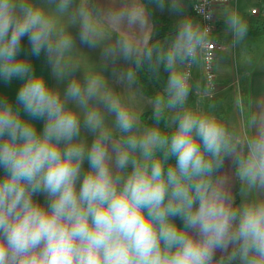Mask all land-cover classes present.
Here are the masks:
<instances>
[{
	"label": "clouds",
	"instance_id": "1",
	"mask_svg": "<svg viewBox=\"0 0 264 264\" xmlns=\"http://www.w3.org/2000/svg\"><path fill=\"white\" fill-rule=\"evenodd\" d=\"M210 2L193 0L197 19L184 0H0V81H21L15 102L0 96V264H264V105L238 99V128L189 103L190 69L213 47ZM153 5L178 17L163 47ZM73 26L125 89L167 73L151 123L82 63ZM224 26L246 40L238 11Z\"/></svg>",
	"mask_w": 264,
	"mask_h": 264
},
{
	"label": "crops",
	"instance_id": "2",
	"mask_svg": "<svg viewBox=\"0 0 264 264\" xmlns=\"http://www.w3.org/2000/svg\"><path fill=\"white\" fill-rule=\"evenodd\" d=\"M185 5L187 7L186 12L191 13L190 5L189 3L184 0ZM262 2V1H261ZM264 2V1H263ZM99 3L102 5H107L108 0H99ZM244 7L243 2L241 0H237L236 3H233L231 5L227 6H221L219 7L217 11V18L219 20V29L216 33V37L219 41V43L222 45V50L220 53L229 50L233 54H235V51H237V45L233 46L232 44V35L229 31L226 30L224 26V14L226 10H236L240 14H242L239 10ZM253 9H257L256 14L250 13L251 18L256 19H264V15H262V18L259 17L258 8L256 5L251 6V11ZM250 10L248 11V13ZM243 15V14H242ZM244 16V15H243ZM151 19V18H150ZM152 22V20H151ZM70 31L73 33L74 36H77V50L79 55L81 56L82 63L84 65L92 66L97 69H101L104 71V74L108 77L109 82L112 84L114 88H119L125 95H135L137 92H142L140 86L135 85L133 86V89L131 91L124 88L123 85L116 84L113 81L112 78V66L107 67L102 65L101 61V49H90L85 45H81L78 40V33H79V27L73 26L70 28ZM260 33H254L253 30L248 33L247 38L252 37V39L246 40L251 43L248 45L250 50H253L255 42V38L258 36H262L264 34ZM23 47L24 52L22 55H28L29 59L33 63L35 70L38 73H43L46 77V79L49 81L50 84H52L54 87L57 86V82L55 77L52 74V70L50 65L47 63L46 56L42 53L40 57H33L29 53V45L27 38L23 41ZM261 60L256 65H252L251 67H248L244 73L240 76L239 80L235 81V78L233 76L231 77V74L229 72V69H223L220 63L218 64L219 54L217 55L216 60V72H217V85L219 88V91L217 95L212 97L210 99V95L206 93L205 89L202 88V85H200V81L204 82L203 73H202V66L201 63L198 62L197 68L195 69V72L193 73V90L189 97V103L193 106H200L205 109L213 108L217 115H220L224 117L229 123L235 124L238 128L242 127L243 125V119L241 116V113L236 108V101L240 98H244L246 106L250 105V111L252 113H258L260 111V107L264 105V48L259 53ZM223 59V57H222ZM220 62V60H219ZM197 65V64H196ZM115 67H126V65L123 64V62H119ZM82 70L81 72H78L77 75L82 76ZM21 81L14 79L11 83L5 84L3 81H0V96H7L10 100L15 102V97L18 91V88L20 86ZM66 81L64 84L59 85L61 90L66 87ZM201 86V87H200ZM202 88V89H201ZM143 93V92H142ZM141 94V93H140ZM138 95V93H137ZM205 96V97H202ZM147 97V96H146ZM149 98V97H148ZM150 99V98H149ZM142 114V113H141ZM109 120H111V117H109ZM42 126V122L38 123V127ZM89 142L91 141V136L88 137ZM87 167V165H85ZM230 164H226L225 168L230 170ZM2 171V170H0ZM41 200H43V197H40Z\"/></svg>",
	"mask_w": 264,
	"mask_h": 264
},
{
	"label": "rangeland",
	"instance_id": "3",
	"mask_svg": "<svg viewBox=\"0 0 264 264\" xmlns=\"http://www.w3.org/2000/svg\"><path fill=\"white\" fill-rule=\"evenodd\" d=\"M241 1L243 2L244 7L242 9L240 8L239 11L248 20V23H249V21H252V22L261 21V23H259L258 26L253 25V27H251L250 23H249V26H250L249 32H251V30H253L254 33L258 34L260 32H263L261 34H264V19L262 18V15H264V2H263L264 0H241ZM253 5H256L258 8H260L258 10L257 15L259 17H261L263 20L251 18V16H250L251 6H253ZM185 7H187V6L185 5ZM186 9L187 8H185V10ZM249 10H250V12L248 13ZM151 12H152L151 20H152V23L154 24V26H155V23L153 20L154 14L155 15L160 14V15H163V16L169 18L171 20V23L174 26H176V24L178 23L177 14L170 11L167 6L163 10H161L158 7H156L155 5H153L151 8ZM247 39H252V37L247 38ZM166 40L163 42L162 45L166 44ZM255 42H256L254 44L255 48L253 50H250L248 47V45H250L251 43H249L247 40H245L242 43H240L239 45H237V51H235V54H233L229 50H226V51L220 53L221 51H223L222 49L218 52V54L220 56H219L217 63L218 64L220 63V65L222 66L223 69H229L231 77L233 76V78H235V81L239 80L242 73H244L248 67H251L252 65L258 64V62L261 60L259 53L264 48V35L258 36V38L256 37ZM222 57H223V59H222ZM246 58H250L251 62L247 63ZM219 60H220V62H219ZM198 62H200V60ZM197 66H199L198 63H197V65L195 64L193 73L195 72V69L197 68ZM159 83L161 85V88H163L165 83L161 82V81H159ZM200 85H202V88L205 89V91H206V93H208V95H210V99L213 96L215 97L219 91V88H217V90H212V91L208 90L205 82H203V81L202 82L200 81ZM155 91H156V93L159 92L157 90H155ZM142 92H137L138 95H137V93L135 95H133L135 97V104H136L137 111L140 113H144L146 111H152L151 105L148 103V100L150 97L149 98H148V96L146 97V95ZM202 97H205V96H202Z\"/></svg>",
	"mask_w": 264,
	"mask_h": 264
},
{
	"label": "built area",
	"instance_id": "4",
	"mask_svg": "<svg viewBox=\"0 0 264 264\" xmlns=\"http://www.w3.org/2000/svg\"><path fill=\"white\" fill-rule=\"evenodd\" d=\"M186 1L189 3L190 9L193 12L194 16H196L197 19H202L193 11V7H192L193 0H186ZM236 2L237 0H211L208 7L213 10L212 18L210 20H203V23L207 24L210 28V38L213 47L208 49L206 52L202 53L199 57V60L202 66L204 82L208 90L210 91L217 90L218 88L216 60H217L218 52L222 49V45L219 44L218 39L216 37V33L219 29V20L217 18V11L221 6L231 5ZM251 12L252 14H256L257 9H253ZM194 67L195 65H193L190 69L192 72V80L194 76L193 74Z\"/></svg>",
	"mask_w": 264,
	"mask_h": 264
},
{
	"label": "trees",
	"instance_id": "5",
	"mask_svg": "<svg viewBox=\"0 0 264 264\" xmlns=\"http://www.w3.org/2000/svg\"><path fill=\"white\" fill-rule=\"evenodd\" d=\"M190 14L194 16L192 11ZM153 20L155 23L153 42L163 47L165 46V44L162 45L163 42L166 39H168L170 34H172L175 31V26L171 23V20L169 18L160 14H156V15L154 14ZM249 23L250 26L253 27V25L258 26V24L261 23V21H256V22L249 21ZM166 77H167V73H165L162 68L160 69L159 74H153L148 71H141L138 85L142 89L143 93L151 98L156 93L155 90L157 91L162 90L159 81L166 83ZM151 114L152 111H146L142 113L141 119L144 120L146 123H151L152 122Z\"/></svg>",
	"mask_w": 264,
	"mask_h": 264
}]
</instances>
